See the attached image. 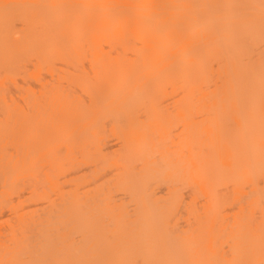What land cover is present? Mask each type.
Segmentation results:
<instances>
[{
    "label": "bare ground",
    "instance_id": "obj_1",
    "mask_svg": "<svg viewBox=\"0 0 264 264\" xmlns=\"http://www.w3.org/2000/svg\"><path fill=\"white\" fill-rule=\"evenodd\" d=\"M0 264H264V0H0Z\"/></svg>",
    "mask_w": 264,
    "mask_h": 264
},
{
    "label": "rangeland",
    "instance_id": "obj_2",
    "mask_svg": "<svg viewBox=\"0 0 264 264\" xmlns=\"http://www.w3.org/2000/svg\"><path fill=\"white\" fill-rule=\"evenodd\" d=\"M31 80H33V83H32V81ZM31 82L30 83H32V84H30V87L31 88H33V90L34 91H36V93H38V91L39 90H41L40 91V93L42 94L41 95V99H42V102L43 103H45V105H46V101L47 100H45V101H43L44 100V96L46 95V93L47 92H49V91H47V90H50V88H51V90H53V88L54 87H56V86H60V87H62V88H64L65 87V90H69V89H72V88H74L75 86H73L72 84H70V83H68V82H66V81H59V82H61V83H59L58 82V80H57V78H31ZM40 82H42V84L44 85H42V84H40ZM47 83V84H46ZM58 83V84H57ZM36 84V85H35ZM45 84H46V86H45ZM65 84V85H64ZM50 87V88H49ZM67 87H69V89H67ZM43 90V91H42ZM45 94V95H44ZM50 129L48 128V127H46V128H44V130H43V132L45 133H47L48 131H49ZM119 143V141H118V139H115V138H113V137H111L110 138V144H112V145H114L113 146V149L114 148H116V144H118ZM87 167V166H86ZM83 169V168H82ZM81 172H83V171H81ZM261 184H262V181H261V183H260V186H261ZM245 185H247V187L245 186ZM249 186H250V183H243V184H241V189H240V191L242 192V193H244L243 191H247V189L249 188ZM254 187V186H253ZM247 188V189H246ZM241 195H238V197H237V199L234 201L236 204H234V206H243V205H245L246 203H247V201H248V198H249V196L246 198L245 197V195H243L242 194V196H244L243 198H241L240 197ZM239 198H241V200L239 201ZM246 199V200H245ZM238 200V202H236ZM243 200L244 201H246V202H243ZM233 202V203H234Z\"/></svg>",
    "mask_w": 264,
    "mask_h": 264
}]
</instances>
